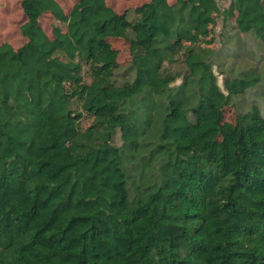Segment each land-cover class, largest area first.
Returning a JSON list of instances; mask_svg holds the SVG:
<instances>
[{"label": "trees", "instance_id": "1", "mask_svg": "<svg viewBox=\"0 0 264 264\" xmlns=\"http://www.w3.org/2000/svg\"><path fill=\"white\" fill-rule=\"evenodd\" d=\"M20 8L24 43L0 44V264H264V0Z\"/></svg>", "mask_w": 264, "mask_h": 264}, {"label": "rangeland", "instance_id": "2", "mask_svg": "<svg viewBox=\"0 0 264 264\" xmlns=\"http://www.w3.org/2000/svg\"><path fill=\"white\" fill-rule=\"evenodd\" d=\"M149 0H107L109 5L113 6L118 13L124 10L134 8L138 5L148 2ZM223 8L230 5L231 0H218ZM21 0H0V44L10 43L15 49L22 46L25 39L22 36L19 27L24 21V14L20 8ZM55 24L52 17L46 16L41 21V26L48 35L52 34V27ZM216 32H223L221 21L218 22ZM114 47L119 51L121 64H125L129 58L128 46L123 40L114 41ZM224 77L219 76V83L222 86Z\"/></svg>", "mask_w": 264, "mask_h": 264}]
</instances>
